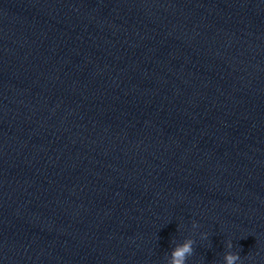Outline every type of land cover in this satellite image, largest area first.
Here are the masks:
<instances>
[{
	"label": "water",
	"instance_id": "obj_1",
	"mask_svg": "<svg viewBox=\"0 0 264 264\" xmlns=\"http://www.w3.org/2000/svg\"><path fill=\"white\" fill-rule=\"evenodd\" d=\"M189 239L264 264V0H0V264Z\"/></svg>",
	"mask_w": 264,
	"mask_h": 264
},
{
	"label": "clouds",
	"instance_id": "obj_2",
	"mask_svg": "<svg viewBox=\"0 0 264 264\" xmlns=\"http://www.w3.org/2000/svg\"><path fill=\"white\" fill-rule=\"evenodd\" d=\"M192 244L193 241L189 239L183 244L177 245L171 252V264H185L187 257L193 254ZM228 247H233L231 241L228 242ZM225 261L226 264H242V258L238 252L226 253Z\"/></svg>",
	"mask_w": 264,
	"mask_h": 264
}]
</instances>
